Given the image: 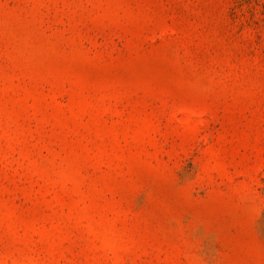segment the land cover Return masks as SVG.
<instances>
[{
  "label": "rangeland",
  "instance_id": "1",
  "mask_svg": "<svg viewBox=\"0 0 264 264\" xmlns=\"http://www.w3.org/2000/svg\"><path fill=\"white\" fill-rule=\"evenodd\" d=\"M0 264H264V0H0Z\"/></svg>",
  "mask_w": 264,
  "mask_h": 264
}]
</instances>
